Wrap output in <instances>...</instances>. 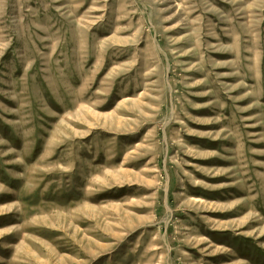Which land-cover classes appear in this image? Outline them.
Instances as JSON below:
<instances>
[{
	"label": "rangeland",
	"instance_id": "rangeland-1",
	"mask_svg": "<svg viewBox=\"0 0 264 264\" xmlns=\"http://www.w3.org/2000/svg\"><path fill=\"white\" fill-rule=\"evenodd\" d=\"M0 264H264V0H0Z\"/></svg>",
	"mask_w": 264,
	"mask_h": 264
}]
</instances>
